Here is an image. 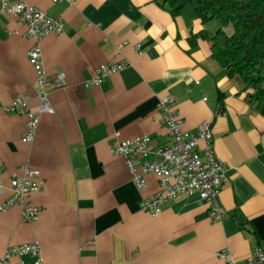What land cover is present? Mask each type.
I'll list each match as a JSON object with an SVG mask.
<instances>
[{
    "label": "crops",
    "instance_id": "obj_1",
    "mask_svg": "<svg viewBox=\"0 0 264 264\" xmlns=\"http://www.w3.org/2000/svg\"><path fill=\"white\" fill-rule=\"evenodd\" d=\"M27 3L59 20L63 33L40 42L52 112L39 114L34 140L23 142L25 116L5 108L22 96L39 112L42 89L25 29L0 13V205L13 199L23 168L44 182L29 198L40 209L36 221H23L18 206L0 214V258L32 242L41 264H225L222 250L247 264L254 247L264 250V114L245 100L244 82L228 78L212 57L201 36L212 32L195 9L187 4L173 15L163 0ZM106 65L124 68L90 83ZM165 98L185 131L212 122L214 154L228 175L218 196L221 221L195 195L165 201L155 217L141 211V201L159 191L158 178L148 175L137 190L111 153L113 144L139 136L153 149L168 144L157 113Z\"/></svg>",
    "mask_w": 264,
    "mask_h": 264
},
{
    "label": "built area",
    "instance_id": "obj_2",
    "mask_svg": "<svg viewBox=\"0 0 264 264\" xmlns=\"http://www.w3.org/2000/svg\"><path fill=\"white\" fill-rule=\"evenodd\" d=\"M51 1L54 4L72 3V0ZM0 13H6L14 18L16 24L25 29V35L32 42L27 56L36 71L37 83L42 89L39 96L40 111H33L28 105V98L22 96L14 98L5 108L7 112L25 116L22 141L29 143L34 140L39 125V114L52 112L47 95L43 91L46 73L42 66L40 42L48 35L62 34L63 25L42 10L30 6L27 0H0ZM123 68V65L103 66L90 83L98 85L103 78ZM157 113L166 126L168 144L153 149L150 147L149 137L139 136L131 140L118 141L110 147L114 156L124 160L131 182L137 190H142L146 186V177L150 174L159 180V191L141 201V211L155 217L160 214L165 201L195 195L208 206L211 218L221 221L223 212L218 204V196L221 186L228 181V175L224 164L214 154L212 122L200 123L194 133L185 131L182 118L176 113L173 102L168 98L159 101ZM149 155L153 157L147 159ZM22 171L24 177L14 179L11 184L13 199L0 205V214L10 207L18 206L21 219L25 222H34L40 209L30 204L29 198L33 193L43 190L44 182L36 169L25 167ZM2 192L0 185V195ZM24 255L35 257L36 264L42 262L39 244L32 242L11 248L0 258V264H12L10 262L12 256ZM218 256L225 264H236L228 250H222ZM247 264H264V250L258 246L254 247L247 258Z\"/></svg>",
    "mask_w": 264,
    "mask_h": 264
},
{
    "label": "trees",
    "instance_id": "obj_3",
    "mask_svg": "<svg viewBox=\"0 0 264 264\" xmlns=\"http://www.w3.org/2000/svg\"><path fill=\"white\" fill-rule=\"evenodd\" d=\"M177 15L183 6L193 4L202 22L218 21L215 33L201 36L210 42L212 57L228 78L239 77L247 87L245 100L264 114V0H163ZM230 25L227 36L223 28Z\"/></svg>",
    "mask_w": 264,
    "mask_h": 264
},
{
    "label": "rangeland",
    "instance_id": "obj_4",
    "mask_svg": "<svg viewBox=\"0 0 264 264\" xmlns=\"http://www.w3.org/2000/svg\"><path fill=\"white\" fill-rule=\"evenodd\" d=\"M187 7H191V9L194 10L193 4H188ZM219 28H221V27H220V24L218 23V21L212 20V21L208 22L207 29L209 31H211L212 33L217 31ZM223 31L227 36H230L233 32V29L230 25H228V26L223 28Z\"/></svg>",
    "mask_w": 264,
    "mask_h": 264
}]
</instances>
